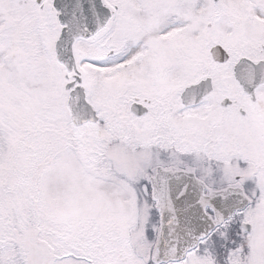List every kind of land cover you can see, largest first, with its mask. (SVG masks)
I'll return each instance as SVG.
<instances>
[{"label":"snow or ice","instance_id":"6c2138e0","mask_svg":"<svg viewBox=\"0 0 264 264\" xmlns=\"http://www.w3.org/2000/svg\"><path fill=\"white\" fill-rule=\"evenodd\" d=\"M0 264H264V0H0Z\"/></svg>","mask_w":264,"mask_h":264}]
</instances>
